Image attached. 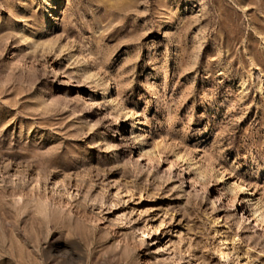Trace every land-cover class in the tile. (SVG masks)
I'll use <instances>...</instances> for the list:
<instances>
[{"label": "rangeland", "instance_id": "rangeland-1", "mask_svg": "<svg viewBox=\"0 0 264 264\" xmlns=\"http://www.w3.org/2000/svg\"><path fill=\"white\" fill-rule=\"evenodd\" d=\"M256 207L264 0H0V264H264Z\"/></svg>", "mask_w": 264, "mask_h": 264}, {"label": "bare ground", "instance_id": "bare-ground-1", "mask_svg": "<svg viewBox=\"0 0 264 264\" xmlns=\"http://www.w3.org/2000/svg\"><path fill=\"white\" fill-rule=\"evenodd\" d=\"M53 5V4H52ZM55 18V17H54ZM53 18V19H54ZM49 20V19H48ZM47 22V21H46ZM118 121V120H117ZM134 140V139H133ZM223 178V177H222ZM221 178V179H222ZM221 179H219V180H221ZM223 180V179H222ZM244 186V185H243ZM242 186V187H243ZM242 190H243V188H241ZM245 191H246V189H245ZM244 192V191H243ZM232 199V198H231ZM242 199H243V197H242ZM244 200H246V199H244ZM231 202H233V200L231 201ZM251 214H252V216L258 221V223H260V224H264V217H263V214L260 212V207H256L252 212H251ZM259 224V225H260ZM256 225V224H255ZM220 235V234H219ZM222 238V237H221ZM228 239V238H227ZM221 240V243H220V246H221V248H219V250H220V253H221V255H222V258H224V259H229L228 257H229V250H228V246H226V242H225V239L223 240V239H220ZM221 257V256H220ZM232 264V263H231Z\"/></svg>", "mask_w": 264, "mask_h": 264}]
</instances>
